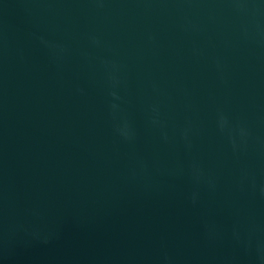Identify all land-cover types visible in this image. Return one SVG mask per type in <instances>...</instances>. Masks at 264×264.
<instances>
[{
    "label": "water",
    "instance_id": "water-1",
    "mask_svg": "<svg viewBox=\"0 0 264 264\" xmlns=\"http://www.w3.org/2000/svg\"><path fill=\"white\" fill-rule=\"evenodd\" d=\"M0 264H264V0H0Z\"/></svg>",
    "mask_w": 264,
    "mask_h": 264
}]
</instances>
